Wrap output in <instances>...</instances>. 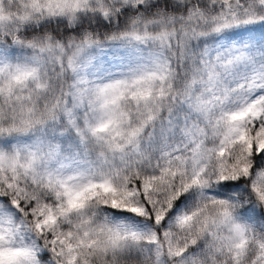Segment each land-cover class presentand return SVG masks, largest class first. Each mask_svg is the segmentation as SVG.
Returning a JSON list of instances; mask_svg holds the SVG:
<instances>
[{"label":"snow or ice","instance_id":"6c2138e0","mask_svg":"<svg viewBox=\"0 0 264 264\" xmlns=\"http://www.w3.org/2000/svg\"><path fill=\"white\" fill-rule=\"evenodd\" d=\"M0 264H264V0H0Z\"/></svg>","mask_w":264,"mask_h":264}]
</instances>
